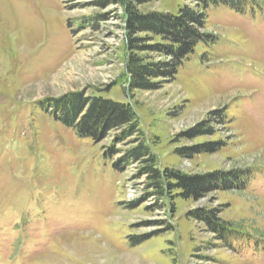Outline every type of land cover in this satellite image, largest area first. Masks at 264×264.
<instances>
[{
	"label": "rangeland",
	"instance_id": "rangeland-1",
	"mask_svg": "<svg viewBox=\"0 0 264 264\" xmlns=\"http://www.w3.org/2000/svg\"><path fill=\"white\" fill-rule=\"evenodd\" d=\"M185 5L194 2L138 8L178 13ZM122 15L115 0H0V264H264V0L240 11L210 9L202 30L212 39L198 43L174 79L153 77L160 87L151 90L118 79ZM80 91L130 102L158 167L199 176L246 170V187L200 199L153 194L139 162L116 166L138 134L120 140L123 130L112 129L97 142L41 104ZM220 108L223 121H211L216 133L187 137ZM114 140L112 156L106 149ZM219 141L225 144L214 152L176 151ZM205 209L246 233L216 239L192 216ZM138 235L148 236L135 242Z\"/></svg>",
	"mask_w": 264,
	"mask_h": 264
},
{
	"label": "trees",
	"instance_id": "trees-1",
	"mask_svg": "<svg viewBox=\"0 0 264 264\" xmlns=\"http://www.w3.org/2000/svg\"><path fill=\"white\" fill-rule=\"evenodd\" d=\"M114 1V0H113ZM123 8V15L127 33L124 38L125 67L119 75L123 83L129 89L151 90L160 87L158 83H152L156 76H165L174 79L185 59L194 52L198 43L209 42L211 34L203 31L207 24L209 10L217 6L244 10L249 4H256L257 0H193L194 5H185L178 13L150 12L142 13L138 5L151 0H115ZM144 32H152L163 37L166 43L148 44L149 36H142ZM213 37V35H212ZM158 52L168 54L171 60L153 61L143 53ZM64 99V100H62ZM62 101L51 103L42 101L46 110L66 126L73 128L81 137H91L100 142L108 131L122 129V138H132L135 145L116 161L117 168L130 162L140 163L139 174H146L148 185L153 194L161 196L170 195L186 199H200L218 189H243L245 181L250 175L246 170L231 169L217 170L205 175H192L180 172L175 168L158 167L156 155L149 144L141 136L138 113L130 102L119 101L98 94L88 95L80 91L78 95L69 93ZM216 119L223 121V108L213 110L209 115V122H202L186 133L189 138H196L201 134H214L217 129L211 124ZM207 120V121H208ZM114 140L112 146L106 149V153L114 155L118 152ZM225 141L218 143H201L176 148L181 156H191L200 152L218 151ZM175 190H178L176 193ZM139 204V200L132 202L131 206ZM193 213L192 216L204 220L210 226L216 239L230 242L235 235H244L246 231L240 225L232 221L224 220L216 216L215 209ZM189 214V213H187ZM190 215V214H189ZM148 235H138L135 242L145 239Z\"/></svg>",
	"mask_w": 264,
	"mask_h": 264
}]
</instances>
